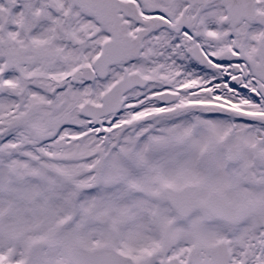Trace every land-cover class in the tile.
<instances>
[{
  "label": "snow or ice",
  "instance_id": "6c2138e0",
  "mask_svg": "<svg viewBox=\"0 0 264 264\" xmlns=\"http://www.w3.org/2000/svg\"><path fill=\"white\" fill-rule=\"evenodd\" d=\"M0 264H264V0H0Z\"/></svg>",
  "mask_w": 264,
  "mask_h": 264
}]
</instances>
